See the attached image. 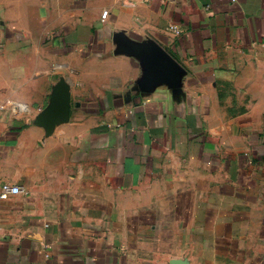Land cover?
I'll use <instances>...</instances> for the list:
<instances>
[{"label": "crops", "instance_id": "crops-1", "mask_svg": "<svg viewBox=\"0 0 264 264\" xmlns=\"http://www.w3.org/2000/svg\"><path fill=\"white\" fill-rule=\"evenodd\" d=\"M3 182L0 264H264V0H0Z\"/></svg>", "mask_w": 264, "mask_h": 264}, {"label": "water", "instance_id": "water-1", "mask_svg": "<svg viewBox=\"0 0 264 264\" xmlns=\"http://www.w3.org/2000/svg\"><path fill=\"white\" fill-rule=\"evenodd\" d=\"M70 116V96L66 85L62 84L57 90L55 106L45 115V123L52 125L65 121Z\"/></svg>", "mask_w": 264, "mask_h": 264}, {"label": "built area", "instance_id": "built-area-1", "mask_svg": "<svg viewBox=\"0 0 264 264\" xmlns=\"http://www.w3.org/2000/svg\"><path fill=\"white\" fill-rule=\"evenodd\" d=\"M108 15V11H105L103 13V19H105ZM1 196L2 197H8L13 194H18L22 191V187L18 184H13L10 182H3L1 184Z\"/></svg>", "mask_w": 264, "mask_h": 264}]
</instances>
